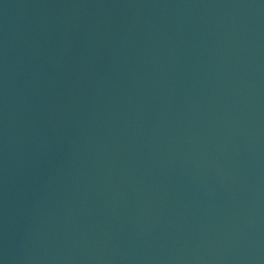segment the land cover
<instances>
[{
	"label": "water",
	"instance_id": "95a60500",
	"mask_svg": "<svg viewBox=\"0 0 264 264\" xmlns=\"http://www.w3.org/2000/svg\"><path fill=\"white\" fill-rule=\"evenodd\" d=\"M0 264H264V0H0Z\"/></svg>",
	"mask_w": 264,
	"mask_h": 264
}]
</instances>
